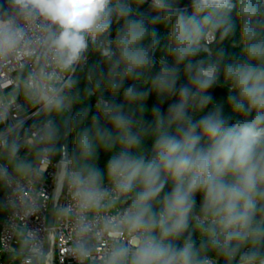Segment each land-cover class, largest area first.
<instances>
[{
  "label": "clouds",
  "instance_id": "1",
  "mask_svg": "<svg viewBox=\"0 0 264 264\" xmlns=\"http://www.w3.org/2000/svg\"><path fill=\"white\" fill-rule=\"evenodd\" d=\"M146 2L0 0L10 264H264V0H150L152 16ZM78 72L97 97L90 119L72 113ZM49 206L51 221L29 227Z\"/></svg>",
  "mask_w": 264,
  "mask_h": 264
},
{
  "label": "trees",
  "instance_id": "2",
  "mask_svg": "<svg viewBox=\"0 0 264 264\" xmlns=\"http://www.w3.org/2000/svg\"><path fill=\"white\" fill-rule=\"evenodd\" d=\"M184 2L186 3L187 0H184ZM149 4H150V1L146 2L145 4H143L140 8V11L141 12H144L147 16H152V15H156V13L152 12L150 7H149ZM156 28V31L158 32L159 36H160V45L158 46L157 50H156V58H157V67H158V60H159V57L161 55L164 54L165 52V44H166V37H167V34H168V30H167V26L166 25H163V24H158L155 26ZM115 35V31H113V36ZM239 39V21H237V32H236V35L233 37V41H238ZM230 44H231V41L230 42H226L224 47L226 48V50L228 51L229 53V56L232 57V56H235L237 53H239L240 49L239 48H231L230 47ZM88 56H89V61L86 65V68L87 66H90L92 64H94L95 62H97L99 60V56L97 54H93L91 51L88 53ZM77 76H78V84H77V88H76V91H78L80 93V96H81V99L74 104V113L73 115L79 113L80 111H82L84 108H89L90 109V112H89V119L91 117V115L95 114V109H94V105L96 103V100H97V97H91V98H87L85 99V93H84V89L86 87V79H85V73L84 72H78L77 73ZM181 83L185 82L182 78V80L180 81ZM131 81H128L126 82V86L127 84H130ZM210 93L211 95L213 96L214 98V102L216 101H224L226 100V97L228 95V90L226 87H220V86H215L213 89L210 90ZM97 95H100V93H98ZM103 95L105 98H110V93L108 92H103ZM117 100H120L121 97L120 96H117L116 97ZM172 101H168L167 103H165L164 105H162V110L163 111H166L167 109V106H168V103H171ZM157 103V100H156V97L155 95L153 94L152 96L149 97V99L147 100L146 104H147V107L149 108V110ZM211 107V105L209 106ZM226 114H228V111L226 109ZM40 119L42 120L43 117L41 116ZM146 119H151L150 116H146ZM234 119H240V117H235ZM87 123V121H86ZM72 144H73V136L71 138V142H70V145H69V151H71V148H72ZM151 146V141H149L146 145V147H149L150 148ZM106 162H107V156L105 153L101 152L99 154V160H98V164H99V167L101 169H103L105 166H106ZM166 191L167 190H170V185L166 187L165 189ZM4 197V191L3 189H0V200H2ZM200 196L199 194L197 195V203L199 204L200 202ZM5 215L6 213L5 212H0V231H1V225H2V222L5 218ZM0 248H1V245H0ZM3 261H8L9 260V257L8 256H3L1 258Z\"/></svg>",
  "mask_w": 264,
  "mask_h": 264
},
{
  "label": "built area",
  "instance_id": "3",
  "mask_svg": "<svg viewBox=\"0 0 264 264\" xmlns=\"http://www.w3.org/2000/svg\"><path fill=\"white\" fill-rule=\"evenodd\" d=\"M148 1H150V0H148ZM88 61H89V56H88ZM88 61H87V63H88ZM29 116L31 117V112L29 113ZM33 122H35V118L27 119L26 123H25V127L30 126ZM51 173H52V169L50 168L48 173L45 174L46 180L43 184V187L48 194H51V192L53 190ZM49 209H50V206H49ZM49 209L47 210V212H45V210L42 209L41 212L38 214L39 218H36V217L30 218L28 220L29 227H31V228H42L44 225V217L45 216L49 217ZM7 216H8V214L6 213L5 218H4L2 225H1V231H0V245H1V248H0V264H10V259L8 261H3L1 259L3 256H8V254L6 253V250L4 251V249H3L2 237L6 236V235H8V233H10V231L12 230L11 229V223H13L12 221H9L10 224L5 223ZM5 231H8V233H6ZM64 235L65 236L68 235L67 230H65ZM12 243L13 244L15 243L14 238L12 239ZM58 264H75V262L71 259H66L64 261L63 255L58 254Z\"/></svg>",
  "mask_w": 264,
  "mask_h": 264
},
{
  "label": "water",
  "instance_id": "4",
  "mask_svg": "<svg viewBox=\"0 0 264 264\" xmlns=\"http://www.w3.org/2000/svg\"><path fill=\"white\" fill-rule=\"evenodd\" d=\"M72 113H74V105L72 107ZM71 138H72V136H69L68 140H67L68 149H69V145H70V142H71ZM51 219H52V216H51V207H50L48 220L51 221Z\"/></svg>",
  "mask_w": 264,
  "mask_h": 264
}]
</instances>
